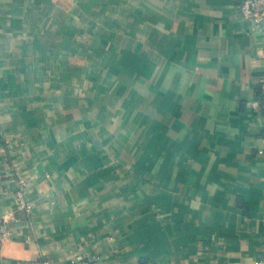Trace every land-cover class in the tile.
<instances>
[{
  "label": "crops",
  "instance_id": "1",
  "mask_svg": "<svg viewBox=\"0 0 264 264\" xmlns=\"http://www.w3.org/2000/svg\"><path fill=\"white\" fill-rule=\"evenodd\" d=\"M241 2L0 0V264L264 261V112L247 106L264 29Z\"/></svg>",
  "mask_w": 264,
  "mask_h": 264
},
{
  "label": "built area",
  "instance_id": "2",
  "mask_svg": "<svg viewBox=\"0 0 264 264\" xmlns=\"http://www.w3.org/2000/svg\"><path fill=\"white\" fill-rule=\"evenodd\" d=\"M241 15L248 20L253 21L257 27L264 29V0H242L240 4ZM247 106L257 112H264V96H260L254 100L247 103ZM7 145L11 148L13 145L11 141H7ZM259 152L264 154V131L262 134V146ZM5 163L10 165L9 173L12 176V180L15 182L16 186L14 189V198L16 201L18 211H23L27 214H32L34 206L31 202L27 200V192L29 189V182L27 179L22 177H16L14 173V166L11 165L10 157H5ZM2 199V192L0 186V201ZM8 216H2L0 214V252L5 243L9 242L13 238V232L10 229ZM96 259L87 256L79 255L73 260V264H96ZM38 264H50L47 260H42ZM255 264H264V261H258Z\"/></svg>",
  "mask_w": 264,
  "mask_h": 264
}]
</instances>
